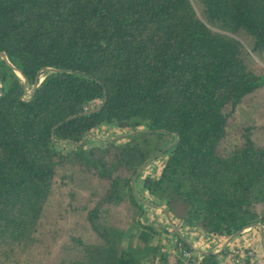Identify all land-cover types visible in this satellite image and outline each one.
Returning a JSON list of instances; mask_svg holds the SVG:
<instances>
[{
	"label": "trees",
	"instance_id": "trees-1",
	"mask_svg": "<svg viewBox=\"0 0 264 264\" xmlns=\"http://www.w3.org/2000/svg\"><path fill=\"white\" fill-rule=\"evenodd\" d=\"M0 53V264L191 251L146 202L189 233L264 232V0H0ZM105 127L130 134L84 138Z\"/></svg>",
	"mask_w": 264,
	"mask_h": 264
},
{
	"label": "built area",
	"instance_id": "built-area-1",
	"mask_svg": "<svg viewBox=\"0 0 264 264\" xmlns=\"http://www.w3.org/2000/svg\"><path fill=\"white\" fill-rule=\"evenodd\" d=\"M166 218L169 219L167 222L168 226L177 231L191 247V251L184 249L179 241L176 243V247L171 246L172 253L174 252L176 257L181 260L193 256L195 262L192 264H199L202 254L212 253L215 255L218 264H264V232L263 226L259 223L244 227L239 232L227 237L217 239L202 234L203 236L197 240L196 235H186L187 233L189 234L187 229L176 225L167 213ZM176 228L180 231H186V233L182 234ZM169 262L162 263L156 257L152 261L144 262V264H171Z\"/></svg>",
	"mask_w": 264,
	"mask_h": 264
},
{
	"label": "rangeland",
	"instance_id": "rangeland-1",
	"mask_svg": "<svg viewBox=\"0 0 264 264\" xmlns=\"http://www.w3.org/2000/svg\"><path fill=\"white\" fill-rule=\"evenodd\" d=\"M4 60V59H2ZM5 61V60H4ZM6 62V61H5ZM261 64H264L262 62H259ZM16 73V72H15ZM17 75V73H16ZM18 77V75H17ZM19 78V77H18ZM41 79H43V74L40 76ZM20 79V78H19ZM21 80V79H20ZM29 91L30 89L28 88V91L27 93L29 94ZM26 97V96H25ZM251 112L250 110L246 109L244 106L240 105L237 107L236 109V116H237V122H242L244 120H246L249 116H250ZM91 134L97 136L99 139H102V138H105V137H109V138H116L117 136H120L124 133H119V134H116V135H113V134H109L108 136H99L96 134L95 131H92L90 132ZM118 139H121V138H118ZM116 139V140H118ZM162 158L163 156L162 155H156L155 158L149 160L143 167V171L140 173V176H138L133 185L135 187V190H136V193L137 194H140L139 196H142L141 194H145L143 188L141 187V180H142V176L148 172H151V173H156L158 172V169H159V166L161 165V162H162ZM147 203H145L143 206L146 208L145 210V213H144V216H143V221L146 223H151L153 225H155L156 227L158 228H166L168 226L167 222H168V218H166V216L164 215V213L160 210V206L159 207H154V208H150L146 205ZM169 227V226H168ZM178 230V228H176ZM180 231V230H178ZM180 233L182 234H185L186 231H180ZM192 236L193 235H196V233H191ZM170 239L173 238V235L172 233H168L166 234ZM188 236H190V234H186ZM168 250L172 252V247H169L168 246ZM180 260V258H178ZM177 260V257L176 256H172L169 258V263L171 264H176V261ZM178 264H182L181 262H178Z\"/></svg>",
	"mask_w": 264,
	"mask_h": 264
},
{
	"label": "water",
	"instance_id": "water-1",
	"mask_svg": "<svg viewBox=\"0 0 264 264\" xmlns=\"http://www.w3.org/2000/svg\"><path fill=\"white\" fill-rule=\"evenodd\" d=\"M0 55L7 57L5 53H0ZM8 64H9V63H8ZM9 65L13 68L14 72H16L14 66L11 65V64H9ZM54 70H55V69L47 68V69H44V70L39 71V75H40V74L42 75L43 73H46V72H48V71H54ZM15 74H16V73H15ZM41 80H42V79H41L40 76H39V78H37L36 81H35V83L33 84L32 89L36 88V87L38 86V83H39ZM1 88H2V87H1V84H0V91H1ZM26 91H27V88H26ZM129 134H130V133H124V134H122V135H120V136H117L115 139L112 138V137L109 138V139H114V140H116V139H118V138H124V137L128 136ZM85 137H93V138H96V139H98V140L106 139V138L99 139L97 136L91 134L90 132L87 133V134H85L84 138H85ZM168 147H169V146H168ZM168 147H166L165 149H167ZM165 149H164V150H165ZM160 153H162V151L156 153L154 156H152L151 158H149V159H148V160H147V161H146V162H145V163L139 168L137 174L143 169L144 165H145L149 160L155 158L156 155H158V154H160ZM137 174H136V176H137ZM136 176H135V177H136ZM150 204H151L152 206H154L152 203H150Z\"/></svg>",
	"mask_w": 264,
	"mask_h": 264
},
{
	"label": "crops",
	"instance_id": "crops-1",
	"mask_svg": "<svg viewBox=\"0 0 264 264\" xmlns=\"http://www.w3.org/2000/svg\"><path fill=\"white\" fill-rule=\"evenodd\" d=\"M95 132H96V134L97 135H99V136H108L109 135V133H112V130L110 129V127H105V128H100V129H97V130H94ZM119 134V133H118ZM141 185H142V180H141ZM142 187V186H141ZM145 192V191H144ZM142 196H144L146 199H147V195H146V193L145 194H141ZM147 204V206L148 207H150V208H154V207H159V206H152L149 202H146ZM160 210L164 213V215L166 216V211H165V208L163 207V206H160ZM190 235H192L191 233H189ZM203 235H202V233H197L196 232V239L198 240L199 238H201ZM188 240H190L191 241V239L190 238H188ZM237 241H238V239H237ZM258 242H259V239H258Z\"/></svg>",
	"mask_w": 264,
	"mask_h": 264
},
{
	"label": "bare ground",
	"instance_id": "bare-ground-1",
	"mask_svg": "<svg viewBox=\"0 0 264 264\" xmlns=\"http://www.w3.org/2000/svg\"><path fill=\"white\" fill-rule=\"evenodd\" d=\"M145 204V203H144Z\"/></svg>",
	"mask_w": 264,
	"mask_h": 264
}]
</instances>
